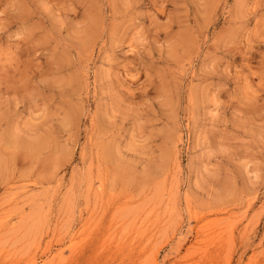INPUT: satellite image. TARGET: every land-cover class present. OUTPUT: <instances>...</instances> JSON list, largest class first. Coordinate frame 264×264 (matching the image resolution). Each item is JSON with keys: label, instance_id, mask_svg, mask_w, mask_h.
Segmentation results:
<instances>
[{"label": "rangeland", "instance_id": "obj_1", "mask_svg": "<svg viewBox=\"0 0 264 264\" xmlns=\"http://www.w3.org/2000/svg\"><path fill=\"white\" fill-rule=\"evenodd\" d=\"M0 264H264V0H0Z\"/></svg>", "mask_w": 264, "mask_h": 264}]
</instances>
